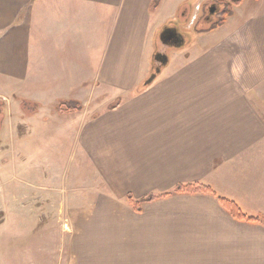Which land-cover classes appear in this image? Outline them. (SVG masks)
<instances>
[{"label": "crops", "instance_id": "crops-1", "mask_svg": "<svg viewBox=\"0 0 264 264\" xmlns=\"http://www.w3.org/2000/svg\"><path fill=\"white\" fill-rule=\"evenodd\" d=\"M153 1L0 0V96L12 100L0 104V141L19 138L5 124L16 125L10 106L23 118L24 100L38 106L24 116L27 138L31 127L48 136L50 125L79 146L80 169L92 168L81 193L95 200L73 207V221L86 229L104 219L97 224L114 242L104 245L110 264H264V10L241 24L242 4L234 7L221 31L192 38L191 30L179 53L155 67L156 36L181 6L196 2V14L203 2L226 0ZM96 99L102 104L83 122L82 112L42 115L60 100L84 110ZM191 183L213 193L170 195L140 213L126 201ZM29 185L23 193L36 197L21 204L27 213L49 207L50 196L64 208L66 185ZM219 198L263 221L234 219Z\"/></svg>", "mask_w": 264, "mask_h": 264}, {"label": "rangeland", "instance_id": "rangeland-1", "mask_svg": "<svg viewBox=\"0 0 264 264\" xmlns=\"http://www.w3.org/2000/svg\"><path fill=\"white\" fill-rule=\"evenodd\" d=\"M194 3L196 2L190 1L185 5L188 7L189 4L193 5ZM213 4L219 5V2H203L196 7L199 8L197 13L191 14V17L185 22L177 13L175 17L162 26L167 23V28H178L186 36L192 30L193 38V33H199V31H195L199 27L208 28L219 23L225 11L221 4L217 8L222 13L212 18V24L205 23V10L212 7ZM241 4L238 8L239 13L234 16L236 22H241V24L246 20L248 14L264 10V0H242ZM228 21L223 25L225 28L235 26V24H229ZM215 28H217V31L222 30L220 26ZM162 31L163 28L159 30L156 36L157 48L164 50L168 57L172 58L179 53V50L171 47L163 48L158 40ZM196 46H199L197 42ZM184 50L188 51V49ZM152 53L153 51L150 52L151 55ZM101 99H96L95 105L92 103L90 108L80 111L82 112L80 113L81 122L87 119V114L89 116L91 112L98 110V107L102 104ZM1 103L11 105L12 100L9 98L6 102L0 96ZM4 109H6L5 106ZM9 110H12L9 111L11 112L9 117L12 118L11 120L16 119L14 120L16 125L12 126L13 123L10 125L9 123L5 124V130L13 131L17 129L19 138L15 139L14 145H10L9 139L4 140L5 142L0 141V180L4 190L3 194L0 192V264H110L109 259L105 257L106 251L104 249L107 247L104 245L107 244L111 247L110 244L113 241H111L109 234H107L108 236L103 235L101 226L97 224L104 219L101 221L96 220L93 222L96 224L90 225L86 229L79 223L80 219L73 221L77 211L73 207L83 201L85 204L91 199H88V194L81 193L82 190L89 187L88 182L90 181L87 176L89 177L90 171L92 172L91 164L86 162L87 167L83 172L80 169L83 166L79 165L81 159H83L79 146L73 145L70 139L61 140L62 138L56 135L50 125H48V136L42 135L41 132L43 131L39 132V128L36 130V128L31 127L32 134L30 133L27 138L29 126L27 128L28 123H23L24 116L22 118L17 112L12 113L15 106H10ZM49 111L52 115H58L52 106H49L42 114L46 119H48L46 115ZM19 119L22 120L21 124ZM37 119L39 120V117ZM23 135L25 136L23 137ZM77 171L80 172L81 176L73 177V174ZM40 176H46V178L40 181ZM30 183L33 186L35 183L36 185L42 183L53 188V190L60 188L61 185H66L68 188L63 194L64 208L57 210L54 206L55 199L50 196L51 203H49V207L33 209L32 215L27 213V209L20 206L24 201H28L30 197H36V194L23 193L29 190ZM75 188L77 190L76 194ZM59 197L58 194L57 199ZM15 199L19 203L17 207ZM94 200L91 199L90 201ZM84 217L89 220L88 216ZM106 233H110L109 230ZM118 245L119 241L117 240L115 246L112 247L118 248Z\"/></svg>", "mask_w": 264, "mask_h": 264}, {"label": "trees", "instance_id": "trees-1", "mask_svg": "<svg viewBox=\"0 0 264 264\" xmlns=\"http://www.w3.org/2000/svg\"><path fill=\"white\" fill-rule=\"evenodd\" d=\"M157 2H158V0H154L152 3V6H154ZM241 2H242V0H226V1H222V2L220 1L219 4H221L225 8V11L223 12L222 17L220 18L219 23H217L216 25H213L211 27H208V28L199 27V29L195 30V31L201 32L204 29L210 30V29H214L215 27H218L219 25L223 24L225 17L231 13V11L234 7L239 6L241 4ZM189 3H190V1H189ZM186 6L187 5L181 6V8L179 10V17L183 18V22L191 17V16H189L191 14V8H190V6L189 7H186ZM185 7H186V10L184 9ZM181 13L183 14L182 16H181ZM154 46L157 47L156 39L154 41ZM153 65H154V63H153ZM0 107H1V105H0ZM113 107L114 106H111L110 109ZM20 108H21V111L23 112V116H32V115H34L38 106L36 104H31L29 102L22 100L20 102ZM53 109L58 114H71V113L80 112V111H82L83 108H82V105L77 101L60 100L57 102V104L54 106ZM29 112L32 114H30ZM1 118H2V116L0 114V119ZM203 193H211L212 194L213 192L206 185H203L201 183H191V184H185V185H177L174 188V190H172V192H169L166 194H161L158 196H151L150 198H147V199L143 198V199L135 200L131 196H127L126 201L128 202L129 206L132 208L133 211H135L136 213H140L142 211L143 205L146 202L158 200V199H161L163 197L170 196V195H192V194H203ZM219 202L222 204L224 209L229 213V215L238 221H245V222H252V223H258L260 221H263L262 219H260L258 217L246 216L245 214L242 213L240 208L234 202H232L228 199L219 198Z\"/></svg>", "mask_w": 264, "mask_h": 264}, {"label": "water", "instance_id": "water-1", "mask_svg": "<svg viewBox=\"0 0 264 264\" xmlns=\"http://www.w3.org/2000/svg\"><path fill=\"white\" fill-rule=\"evenodd\" d=\"M166 28V29H165ZM163 31L160 33V36L158 38L160 44L163 46V48L171 47V48H179L180 45H182L183 42V36H186V34L180 33L178 30L175 29H169L165 27ZM178 31V32H177ZM156 52L153 55L152 62L156 66H162L165 65L167 62V53L164 50L155 49ZM159 70L157 69L155 71V74H157ZM151 75L150 78L145 82V84H149L154 79V75Z\"/></svg>", "mask_w": 264, "mask_h": 264}, {"label": "flooded vegetation", "instance_id": "flooded-vegetation-1", "mask_svg": "<svg viewBox=\"0 0 264 264\" xmlns=\"http://www.w3.org/2000/svg\"><path fill=\"white\" fill-rule=\"evenodd\" d=\"M216 3V2H215ZM216 5V6H215ZM214 8V10H212ZM220 9L219 8H217V4H213V6L212 7H209V8H206V10H205V12H206V16H205V23H211L212 24V22H213V17L215 18V17H217L218 15H220L222 12L221 11H219ZM166 29V28H165ZM169 29H173V28H170L169 27ZM176 30H178V28H175ZM179 31V30H178ZM177 31V32H178ZM180 32V31H179ZM181 33V32H180ZM185 38H186V36H183V41H185ZM189 37L187 36V39H188ZM158 49V48H157Z\"/></svg>", "mask_w": 264, "mask_h": 264}]
</instances>
